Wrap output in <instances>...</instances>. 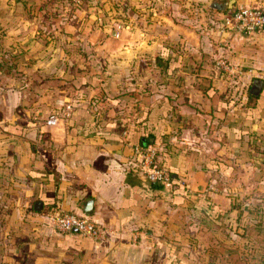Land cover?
Wrapping results in <instances>:
<instances>
[{"label": "crops", "instance_id": "crops-1", "mask_svg": "<svg viewBox=\"0 0 264 264\" xmlns=\"http://www.w3.org/2000/svg\"><path fill=\"white\" fill-rule=\"evenodd\" d=\"M244 6L264 0H0V264H264V31L222 32Z\"/></svg>", "mask_w": 264, "mask_h": 264}, {"label": "built area", "instance_id": "built-area-1", "mask_svg": "<svg viewBox=\"0 0 264 264\" xmlns=\"http://www.w3.org/2000/svg\"><path fill=\"white\" fill-rule=\"evenodd\" d=\"M222 32H231L241 35H250L256 31H264V7L244 6L235 10L226 18ZM217 66L229 74H238L236 67L226 57L217 60ZM72 105L55 110L46 120L50 126L71 115ZM134 157L146 179L151 183H164L171 185L170 171L159 161V150L152 145H136ZM51 222L60 232L77 231L92 239H100L106 234V228L92 220L88 215H80L74 212L57 211L52 214Z\"/></svg>", "mask_w": 264, "mask_h": 264}, {"label": "water", "instance_id": "water-1", "mask_svg": "<svg viewBox=\"0 0 264 264\" xmlns=\"http://www.w3.org/2000/svg\"><path fill=\"white\" fill-rule=\"evenodd\" d=\"M262 86H263V81L261 79H255L251 86V90H250L251 94L258 96L262 90ZM85 211L88 215L93 213L92 212L93 210L91 208V200L87 201V206H86Z\"/></svg>", "mask_w": 264, "mask_h": 264}, {"label": "trees", "instance_id": "trees-1", "mask_svg": "<svg viewBox=\"0 0 264 264\" xmlns=\"http://www.w3.org/2000/svg\"><path fill=\"white\" fill-rule=\"evenodd\" d=\"M153 146V145H152ZM52 221V220H51Z\"/></svg>", "mask_w": 264, "mask_h": 264}]
</instances>
